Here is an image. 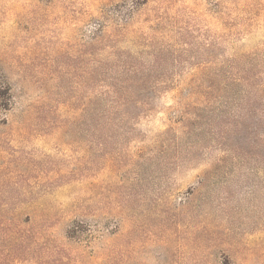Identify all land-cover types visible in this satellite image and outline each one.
Instances as JSON below:
<instances>
[{"label":"rangeland","instance_id":"374dc122","mask_svg":"<svg viewBox=\"0 0 264 264\" xmlns=\"http://www.w3.org/2000/svg\"><path fill=\"white\" fill-rule=\"evenodd\" d=\"M0 264H264V0H0Z\"/></svg>","mask_w":264,"mask_h":264},{"label":"trees","instance_id":"16d2710c","mask_svg":"<svg viewBox=\"0 0 264 264\" xmlns=\"http://www.w3.org/2000/svg\"><path fill=\"white\" fill-rule=\"evenodd\" d=\"M132 73H134L133 75L136 77V76H138L140 73H141V74H144L145 71L143 70V68H139V69H136V71H133ZM134 82H136V81H134Z\"/></svg>","mask_w":264,"mask_h":264}]
</instances>
